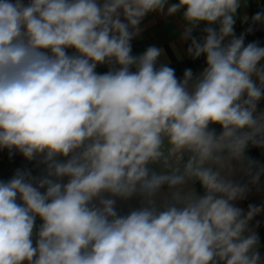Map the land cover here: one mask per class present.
Listing matches in <instances>:
<instances>
[{
  "label": "clouds",
  "instance_id": "clouds-1",
  "mask_svg": "<svg viewBox=\"0 0 264 264\" xmlns=\"http://www.w3.org/2000/svg\"><path fill=\"white\" fill-rule=\"evenodd\" d=\"M167 2L0 0V148L46 166L0 181V264H261V208L235 206L248 188L230 177L264 147V47L235 35L242 0H178L167 14L185 9L187 52L206 63L178 79L163 49L132 55Z\"/></svg>",
  "mask_w": 264,
  "mask_h": 264
},
{
  "label": "crops",
  "instance_id": "crops-1",
  "mask_svg": "<svg viewBox=\"0 0 264 264\" xmlns=\"http://www.w3.org/2000/svg\"><path fill=\"white\" fill-rule=\"evenodd\" d=\"M258 0H242L241 7L236 14V23L234 26H239L245 22V17L250 13L251 6ZM27 3V0H25ZM178 3V0H168L163 12H152L147 14L141 21L139 27L141 29L139 35L131 40L132 54L140 55L148 47L156 46L163 49L162 55L158 58L157 66L166 64L175 69V74L178 79H183L185 69H191L194 76L199 75L206 67L205 57L201 56L193 59L187 52L190 45L189 40L182 39V35L186 22L183 19L181 9L173 15L167 14V8ZM69 53L73 50L69 49ZM264 64V60L261 61ZM109 65H98L96 71L105 73L109 70ZM257 112H264V98L257 104ZM210 129H214L216 134H219L222 129L219 125H210ZM245 160L254 162L251 169V174L246 171V164L242 167L239 163L233 161V174L230 177L233 182L240 185H247V192L243 199L234 201L235 206L244 210L247 213L249 205H254L261 208V212L253 217L249 222V229L258 235L257 250L260 253L261 264H264V172H260L259 179L252 182L253 176L260 170L264 169V147L254 146L251 143L246 147L244 152ZM42 157H36L29 160L31 164L30 173L33 177H40L45 174V165L41 163ZM4 179L2 181H8ZM195 190L202 194L203 189L199 183L193 184ZM140 203L136 198L128 201H117V210L121 214H126L133 208L139 207ZM39 218L36 224L39 226ZM26 264V262H25Z\"/></svg>",
  "mask_w": 264,
  "mask_h": 264
},
{
  "label": "built area",
  "instance_id": "built-area-1",
  "mask_svg": "<svg viewBox=\"0 0 264 264\" xmlns=\"http://www.w3.org/2000/svg\"><path fill=\"white\" fill-rule=\"evenodd\" d=\"M258 12H264V0H258L253 3L250 13L246 16L247 20L239 26H234V32L237 37L241 34L244 35L245 45L255 41L258 42L260 47H264V23L252 22V17ZM205 27L206 25L201 23L193 30L192 35L197 40L202 39ZM249 28L252 29L251 32L247 31ZM189 42L191 43V40ZM30 168L29 160L22 154L15 150L10 152L6 148H0V181L11 179L17 170L30 171Z\"/></svg>",
  "mask_w": 264,
  "mask_h": 264
}]
</instances>
